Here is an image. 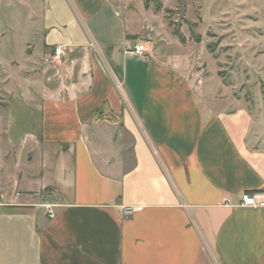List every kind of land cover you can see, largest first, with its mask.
Segmentation results:
<instances>
[{
  "label": "crops",
  "instance_id": "crops-1",
  "mask_svg": "<svg viewBox=\"0 0 264 264\" xmlns=\"http://www.w3.org/2000/svg\"><path fill=\"white\" fill-rule=\"evenodd\" d=\"M30 9L27 92L0 115V264H264V207L240 201L264 188V130L242 98L115 0Z\"/></svg>",
  "mask_w": 264,
  "mask_h": 264
},
{
  "label": "rangeland",
  "instance_id": "rangeland-1",
  "mask_svg": "<svg viewBox=\"0 0 264 264\" xmlns=\"http://www.w3.org/2000/svg\"><path fill=\"white\" fill-rule=\"evenodd\" d=\"M156 1L161 2L159 11L154 10ZM115 2L131 30L144 32L146 24H154L152 38L175 40L172 48L189 56L186 67L197 83L209 76L207 88L214 95L240 96L264 130V0ZM31 12L30 0H5L0 6V115L8 96L27 92L22 87L30 78V49L39 42L30 36L36 27L30 24Z\"/></svg>",
  "mask_w": 264,
  "mask_h": 264
},
{
  "label": "built area",
  "instance_id": "built-area-1",
  "mask_svg": "<svg viewBox=\"0 0 264 264\" xmlns=\"http://www.w3.org/2000/svg\"><path fill=\"white\" fill-rule=\"evenodd\" d=\"M52 58L55 59V62L60 61V57L64 52V48L61 45H56L53 48ZM129 53L135 54L138 56H144L146 54V43L137 42L133 47L128 50ZM240 201L243 206L248 207H264V188L256 191H244L241 193ZM1 203V198H0ZM125 213H130L131 207L127 206L123 208Z\"/></svg>",
  "mask_w": 264,
  "mask_h": 264
},
{
  "label": "trees",
  "instance_id": "trees-1",
  "mask_svg": "<svg viewBox=\"0 0 264 264\" xmlns=\"http://www.w3.org/2000/svg\"><path fill=\"white\" fill-rule=\"evenodd\" d=\"M145 6L148 5V0H145L144 2ZM161 2L160 1H156V3L154 4V10L155 11H159L161 9ZM173 34H175L177 36V38L179 39L180 42H184V36H182L181 33H179V31L174 28L173 29ZM197 39H198V36H197Z\"/></svg>",
  "mask_w": 264,
  "mask_h": 264
}]
</instances>
